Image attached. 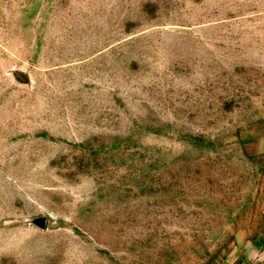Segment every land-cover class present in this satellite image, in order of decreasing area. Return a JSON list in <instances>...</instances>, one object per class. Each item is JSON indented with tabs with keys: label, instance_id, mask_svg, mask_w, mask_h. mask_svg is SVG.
<instances>
[{
	"label": "rangeland",
	"instance_id": "1",
	"mask_svg": "<svg viewBox=\"0 0 264 264\" xmlns=\"http://www.w3.org/2000/svg\"><path fill=\"white\" fill-rule=\"evenodd\" d=\"M0 264H264V0H0Z\"/></svg>",
	"mask_w": 264,
	"mask_h": 264
}]
</instances>
